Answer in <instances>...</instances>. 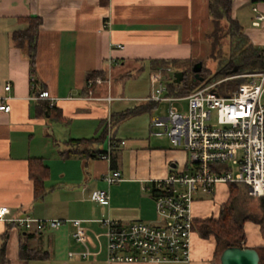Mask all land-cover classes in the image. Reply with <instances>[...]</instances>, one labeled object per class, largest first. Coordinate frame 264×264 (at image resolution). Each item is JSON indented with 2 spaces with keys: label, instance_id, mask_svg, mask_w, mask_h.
I'll list each match as a JSON object with an SVG mask.
<instances>
[{
  "label": "crops",
  "instance_id": "1",
  "mask_svg": "<svg viewBox=\"0 0 264 264\" xmlns=\"http://www.w3.org/2000/svg\"><path fill=\"white\" fill-rule=\"evenodd\" d=\"M232 17L252 46L264 50V19L258 20L264 18V0H233ZM26 18L41 22L34 72L29 46H19L13 38L27 29ZM212 30L209 0H0V106H10L8 113L0 110V206L9 207L14 218L82 220L93 253L87 259L80 256L85 246L75 241L76 229L71 224L35 234L0 222V246L8 232L10 264H151L110 262L107 228L100 221L156 223L150 184L187 172L189 154L183 147L174 148L170 138L162 140L153 134L151 123L158 116L151 115L150 122L145 120L133 126L129 136H122L120 120L170 105L148 101L150 92L138 99L135 108L121 110L128 101L119 95L115 83L118 78L145 75L148 69L147 88L151 73L164 66L156 62H189L195 36L207 31L208 38ZM92 73L105 75L107 82L89 87ZM42 91L49 92L53 101L32 100ZM169 91L187 96L179 95L175 87L169 86ZM108 96L124 100L110 103L104 100ZM48 105L53 107V117L44 115ZM134 109L139 112L126 114ZM83 139L99 140L81 145L71 142ZM110 141L115 168L112 157L97 155L110 151ZM75 147L81 153L64 155ZM32 160H39L48 170L42 180L44 194L38 199L30 177ZM113 171L121 172L122 180L110 185L105 178ZM100 190L109 193L104 204L92 201ZM200 195L205 194H198L192 207L197 221L218 218L230 193L227 184L216 187L213 198L220 205L210 217V208ZM248 196L264 210L261 199ZM196 227L190 260L161 264H218L215 237L203 236ZM22 245L40 258H22ZM245 247L264 248V228L259 224L246 233ZM70 253L76 257L71 259Z\"/></svg>",
  "mask_w": 264,
  "mask_h": 264
},
{
  "label": "built area",
  "instance_id": "2",
  "mask_svg": "<svg viewBox=\"0 0 264 264\" xmlns=\"http://www.w3.org/2000/svg\"><path fill=\"white\" fill-rule=\"evenodd\" d=\"M172 72V65H165L150 75L152 95L147 100L170 105L167 115L155 118L151 128L156 130L152 131L155 136H167L174 147H183L188 152L189 169L150 184V192L155 190L152 196L158 216L156 223L100 221L107 228L110 262H188L195 230L193 204L198 194L213 195L219 184H242L250 196L264 202V70L236 76L245 81L229 95H219L211 87H199L185 97L169 91L170 84H176ZM105 83L97 77L89 80L88 86ZM32 88L36 89L34 83ZM6 90H10V85ZM32 100L53 101V98L42 91L32 96ZM104 100L111 103L124 99L108 96ZM182 101H186L184 108L174 105ZM0 110L8 113L10 106L3 103ZM112 148L110 141L105 159L110 160ZM105 180L110 185L117 183L122 180V173L113 171ZM108 200L107 191H96L92 196V201L98 204ZM0 222L17 223L26 232L34 233L71 224L76 229L75 241L85 246L80 256L87 259L93 254L82 220L14 218L9 207L0 206ZM96 239L101 244L100 236ZM69 257L74 259L76 254L70 253Z\"/></svg>",
  "mask_w": 264,
  "mask_h": 264
},
{
  "label": "trees",
  "instance_id": "3",
  "mask_svg": "<svg viewBox=\"0 0 264 264\" xmlns=\"http://www.w3.org/2000/svg\"><path fill=\"white\" fill-rule=\"evenodd\" d=\"M232 8H233V0H209V10H210V18L211 23L213 26V30L208 34V40L210 42V56L218 58L217 52L218 47L221 44L222 36H227L231 40L234 38L233 30L236 29L237 34L240 36L237 41V48L236 52L241 54L240 63L236 65L235 69L229 68L220 73L225 77L235 76L239 74H249V73H256L264 70V50L256 49L252 46L249 42L248 38L243 34V28L239 26V24L233 19L232 17ZM24 23L28 24L27 29L24 32H17L14 34V40L19 44V46H24L27 44L30 49L29 57H30V66L31 71H35V48H36V41L40 31L41 22L38 18H26L23 20ZM235 35V36H236ZM221 52V51H220ZM220 58V57H219ZM194 60L191 59L187 63H191L193 66L196 64L193 62ZM158 65H168L171 64L172 66H180L186 65L181 64L177 60H173L170 62L167 61H158L156 62ZM180 71L185 73V78L181 84H170V87L177 88L179 95H187L191 90H197L201 87V84L198 79L194 78V74L192 69H187L186 67L182 68ZM204 71V69H203ZM202 71V73H203ZM98 73H92L89 75L88 79L94 78ZM202 77V74H201ZM88 80V81H89ZM174 80V79H173ZM205 81V80H204ZM245 79H238L234 82L232 90L230 93L234 92L238 86L243 83ZM216 90V89H215ZM193 91V92H194ZM219 95H223L219 91L216 90ZM150 106V105H149ZM143 108V107H142ZM147 108V107H146ZM144 108V109H146ZM143 109V110H144ZM44 115H50L53 117V107L48 105L45 109H43ZM137 109L129 110L126 114H135ZM99 139H91V140H72L71 142L74 145H81L82 143L89 142V141H98ZM81 153V151L75 147L73 150L66 152L64 155L66 157L75 156ZM107 152H101L97 155L99 156H106ZM112 167L115 168L116 162L112 156ZM37 163V164H36ZM48 175L47 167L41 165L39 160H32L30 164V177L33 179L35 183V196L38 199L42 197L44 194V188L42 185V180L45 176ZM155 193V190L152 191ZM232 196L233 192L230 193V199L222 206L220 216L218 218H209L204 220H195V225H198L200 228V232L203 236L208 237L213 235L216 239V257L219 259L223 253V251L229 247H242L245 248L246 243V232H245V225L244 221H239L236 213L235 207L232 205ZM264 219V218H263ZM11 226H19L17 223H9ZM264 225V224H263ZM264 228V227H263ZM40 233V232H35ZM8 232L3 235V243L0 246V264H10L9 259L7 257V250H6V242H7ZM260 254V264H264V248L259 250ZM21 257L29 260L34 258H40L37 252H33V250L27 249L25 245L21 246Z\"/></svg>",
  "mask_w": 264,
  "mask_h": 264
},
{
  "label": "rangeland",
  "instance_id": "4",
  "mask_svg": "<svg viewBox=\"0 0 264 264\" xmlns=\"http://www.w3.org/2000/svg\"><path fill=\"white\" fill-rule=\"evenodd\" d=\"M211 30V26L209 28V31ZM237 30L234 29L233 33L234 38L231 40L227 36H222L221 44L218 47V58H214L210 56V42L207 38V31L200 32L199 35L195 36V40L193 43L194 48V56H193V62L195 63H201L203 66V73L202 77L205 81H203L201 84V87H211L213 89H216L223 95H229L232 87L234 85V82L238 79L243 78H235L236 76H242L246 74H239L235 76H229L225 77L223 75H220V73L226 69H229L232 67V69L236 68V65L240 63L241 54L236 52L237 48V39L240 36L236 32ZM238 36H237V35ZM236 35V36H235ZM221 51V52H220ZM220 57V58H219ZM195 65V64H194ZM193 65V66H194ZM193 66L191 63H187L186 65H180L175 66V72L180 71L182 68L186 67L187 69H193ZM235 67V68H233ZM149 70L144 74L140 75H134L132 77H122L118 78L115 86L119 90V95L122 96L125 100L128 101L126 103L127 105L124 106L121 110L124 109H130L135 108L138 104L137 101L140 99V97H146V95H149L150 92H152L151 85L148 82V87L145 88L144 85L147 83V75ZM147 73V74H146ZM100 78L101 80L107 82V78L105 75L97 74L94 78ZM94 78H91L93 80ZM142 83L143 87L146 89V92L142 89L143 87L140 85ZM95 85V84H94ZM194 90H191L187 95L192 93ZM92 94V93H91ZM182 105L186 106V103H177L178 107H182ZM130 107V108H129ZM169 108H167L166 105H160L159 109L152 114L150 113H142L139 115H136L135 117H128L125 119L120 120L119 124L122 127V136H129L131 133V128L135 125H141L143 122L145 123V120H148L150 122L151 115L152 117L158 116V117H165L167 115V111ZM118 124V125H119ZM119 126V127H120ZM162 140H167V136L159 137ZM129 141V140H127ZM173 146V144H172ZM174 147V146H173ZM176 148V147H174ZM229 193L233 192L232 196V205L236 209L237 217L239 221H244L245 230L246 233H251V229L256 224H259L261 227H264V210L262 206L257 204V200L251 199L248 196V189L242 185V184H227ZM200 198H202L204 201H206V205L210 208L209 215L207 217L213 216L212 213L215 212V206L220 205L217 200L213 198V195H200ZM230 199V196H229ZM210 203V204H209ZM199 232L200 228L196 227ZM218 264H220L218 259Z\"/></svg>",
  "mask_w": 264,
  "mask_h": 264
},
{
  "label": "water",
  "instance_id": "5",
  "mask_svg": "<svg viewBox=\"0 0 264 264\" xmlns=\"http://www.w3.org/2000/svg\"><path fill=\"white\" fill-rule=\"evenodd\" d=\"M203 66L201 63H196L193 66L192 72L194 78L198 79L200 83L204 81L201 77ZM174 82L181 84L185 78L183 71H178L174 74ZM220 264H260L259 251L251 247H229L223 251L220 256Z\"/></svg>",
  "mask_w": 264,
  "mask_h": 264
}]
</instances>
